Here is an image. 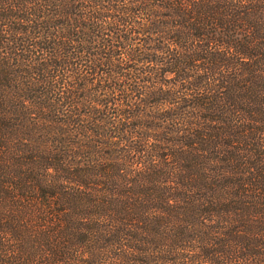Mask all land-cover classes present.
Returning a JSON list of instances; mask_svg holds the SVG:
<instances>
[{
    "label": "trees",
    "instance_id": "16d2710c",
    "mask_svg": "<svg viewBox=\"0 0 264 264\" xmlns=\"http://www.w3.org/2000/svg\"><path fill=\"white\" fill-rule=\"evenodd\" d=\"M0 264H264V0H0Z\"/></svg>",
    "mask_w": 264,
    "mask_h": 264
}]
</instances>
